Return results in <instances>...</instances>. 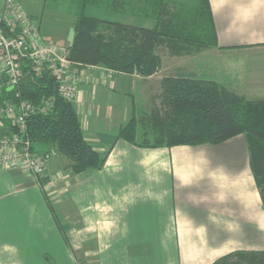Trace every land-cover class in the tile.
<instances>
[{"label": "crops", "instance_id": "0c3cea01", "mask_svg": "<svg viewBox=\"0 0 264 264\" xmlns=\"http://www.w3.org/2000/svg\"><path fill=\"white\" fill-rule=\"evenodd\" d=\"M17 1L45 42L66 48L80 14L153 24L96 8L92 0ZM209 4L217 47L197 52L195 70L164 61V52L161 68L148 77L79 67L73 104L84 137L100 154L107 152L106 161L100 169L74 173L54 152L41 188L25 170H0V264H74V253L93 264H213L234 251H264V205L243 134L171 147H141L117 137L132 117L157 105L165 76L213 80L243 99H264V0ZM2 5L0 0V10ZM45 15L66 16L71 27L62 21L55 31L46 23L45 30Z\"/></svg>", "mask_w": 264, "mask_h": 264}, {"label": "trees", "instance_id": "16d2710c", "mask_svg": "<svg viewBox=\"0 0 264 264\" xmlns=\"http://www.w3.org/2000/svg\"><path fill=\"white\" fill-rule=\"evenodd\" d=\"M95 1L89 5L140 15L153 24L149 27L80 14L68 46V58L77 64L102 65L115 72L148 77L161 68L159 53L163 49L179 56L217 47L209 0ZM34 81L20 87L22 95L32 102L49 98L53 105L48 112L28 118L30 151L58 153L74 173L100 169L107 152L100 154L86 140L74 104L59 96L48 72ZM159 84L157 105L145 115L147 119L132 117L117 137L141 147H171L217 144L243 134L264 205V99L246 101L216 81L193 76L169 75ZM1 99L0 95V103ZM38 181L41 188L44 178ZM213 264H264V251H234Z\"/></svg>", "mask_w": 264, "mask_h": 264}, {"label": "built area", "instance_id": "2783aa9c", "mask_svg": "<svg viewBox=\"0 0 264 264\" xmlns=\"http://www.w3.org/2000/svg\"><path fill=\"white\" fill-rule=\"evenodd\" d=\"M80 66L68 58V48L41 38L38 27L17 0H3L0 10V170L19 168L39 179L45 175L46 163L54 154L31 152L26 135L28 118L48 112L52 99L32 102L25 98L20 91V79L28 74L35 82L34 78L46 71L55 80L59 96L73 103L82 81Z\"/></svg>", "mask_w": 264, "mask_h": 264}, {"label": "rangeland", "instance_id": "374dc122", "mask_svg": "<svg viewBox=\"0 0 264 264\" xmlns=\"http://www.w3.org/2000/svg\"><path fill=\"white\" fill-rule=\"evenodd\" d=\"M71 7H72V5H71ZM113 17H117V16H113ZM65 19H66V16H63V15H45L43 27L45 28V30H47V28H46V23H47L48 24L47 25L48 26V29L55 31L56 30V27L58 26V24L61 23L62 21H64V25L66 26V29L68 30L71 27V25L69 27V24H72V22H70L68 19H66V20ZM140 23H143V21L142 22L140 21ZM72 36L69 37V39L72 38ZM66 38L68 39V37H66V36L58 37V39L61 40V41H65ZM209 49H213V47L204 48V49L198 50V51H196L195 53H193L191 55H179V56L178 55H171L170 52L167 51L166 49H163L161 52H164L163 54H165L164 56H166L163 59L164 61H168V60H171V59H173L174 61H181V63L180 64L177 63V65H181V67H187L190 70L191 69H194L195 70L196 67H197V55H196L197 52L204 51V52L207 53V50H209ZM215 49H217V48H215ZM161 52L159 54L162 57ZM204 61H206L207 63L209 62L208 56L205 57V60ZM207 63L205 65H207ZM172 64H174V62ZM172 64H170V65H172ZM208 64H210V63H208ZM161 65H162V58H161ZM244 100L247 101V99H244ZM144 118H145V116L142 117V120ZM145 119H147V117ZM19 170H21V171H19L21 174L24 172L22 169H19ZM15 172L17 173V171H15ZM42 177H40V179H43ZM85 245L87 247H89V248H87ZM85 245H84V249L86 251H89L90 252V248H91L90 243L85 244ZM75 256H76V259H74V264H88V261L89 260H85L83 258V254L82 253H77ZM89 262H90V264H93L94 263V261H89Z\"/></svg>", "mask_w": 264, "mask_h": 264}, {"label": "water", "instance_id": "95a60500", "mask_svg": "<svg viewBox=\"0 0 264 264\" xmlns=\"http://www.w3.org/2000/svg\"><path fill=\"white\" fill-rule=\"evenodd\" d=\"M31 83H33V81L31 79L30 75H28V74H26L24 77H22L19 81L20 86H23L25 84H31Z\"/></svg>", "mask_w": 264, "mask_h": 264}]
</instances>
